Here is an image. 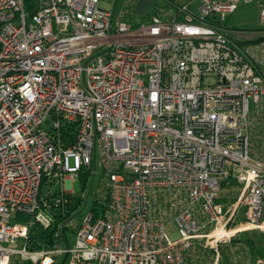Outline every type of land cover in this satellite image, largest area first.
<instances>
[{
    "label": "built area",
    "instance_id": "1",
    "mask_svg": "<svg viewBox=\"0 0 264 264\" xmlns=\"http://www.w3.org/2000/svg\"><path fill=\"white\" fill-rule=\"evenodd\" d=\"M99 1L0 0V264H187L196 248L220 264V245L264 231V0H198L137 25ZM249 5L256 28L225 26ZM97 161L108 209L72 246L30 251L31 222L13 215L47 228L42 182L72 195L65 179Z\"/></svg>",
    "mask_w": 264,
    "mask_h": 264
},
{
    "label": "trees",
    "instance_id": "2",
    "mask_svg": "<svg viewBox=\"0 0 264 264\" xmlns=\"http://www.w3.org/2000/svg\"><path fill=\"white\" fill-rule=\"evenodd\" d=\"M36 0H25V9L28 12L33 10V5ZM133 0L129 3L132 7ZM178 5L174 3L173 0H167V5L165 8L160 10H155L150 15L141 19V22H146L150 20L152 16H161L162 14L168 12L174 6ZM123 18L127 19L129 22L133 23V17L127 13L123 12ZM77 133V127L75 125L66 126L62 129V140L64 145H69L73 141L75 134ZM90 177H93V173L90 169L83 168L78 179L82 183L83 187L86 186ZM231 177L223 184V187L232 188ZM51 182H42L39 192V203L41 210L50 218V225L47 228L42 227L40 223L35 221L32 215L16 213L12 217V222L16 221H26L31 222L28 230V238L26 240V246L30 251L52 249L58 246L60 243L68 244V240L65 234L66 223L68 220L77 212L79 209L81 199L74 197V195L64 194L62 195L58 190H52L50 187L46 194L43 193L42 188L45 185H49ZM239 191L231 192L227 195V198H223L224 202L231 203L237 198ZM60 200V201H58ZM223 203L222 200L219 201ZM109 203V189L106 186L105 180L100 182V189L93 200V204L89 210L93 214L94 218L102 216L108 209ZM248 233L241 232L237 236L230 240L227 244L219 246V262L221 264H253L257 257L261 254L257 251L256 243L252 238L248 237ZM213 257L212 251H199L197 248L193 253H189L186 256L187 264H210ZM226 261V262H225ZM11 264H30L28 262H22L17 259H12ZM58 264H61L59 262Z\"/></svg>",
    "mask_w": 264,
    "mask_h": 264
},
{
    "label": "rangeland",
    "instance_id": "3",
    "mask_svg": "<svg viewBox=\"0 0 264 264\" xmlns=\"http://www.w3.org/2000/svg\"><path fill=\"white\" fill-rule=\"evenodd\" d=\"M132 1L133 0H100L99 7L105 10L114 11L116 17L123 14L124 11H127V13L133 17V21L141 23L139 20L150 15V13H152L155 9H158V7H162L165 4V0H137L133 2L131 7L129 6V3ZM257 18L258 13L256 8L251 5L240 6L232 16L227 18L225 26L227 28L253 29L258 25ZM133 25H137V23ZM101 180V168L99 162L97 161L95 173L93 174V177H90L85 187H83L78 178L72 180L66 178L64 181V189L72 192L74 197L81 199L79 209L66 223L65 234L69 246L73 245L75 234L80 229L84 217L89 213V210L93 204V200L100 189ZM234 183L237 184L235 180ZM49 187L52 190L60 191L61 185L58 182H51L49 185L43 186L42 191L44 194L47 193ZM223 208L225 210L227 205L224 204ZM242 215L243 209H241L237 214V222L242 217ZM165 229L172 241L177 240L180 237L175 225L168 224L166 225ZM19 245H21V241L19 242ZM59 246L64 248L65 244L60 243Z\"/></svg>",
    "mask_w": 264,
    "mask_h": 264
},
{
    "label": "crops",
    "instance_id": "4",
    "mask_svg": "<svg viewBox=\"0 0 264 264\" xmlns=\"http://www.w3.org/2000/svg\"><path fill=\"white\" fill-rule=\"evenodd\" d=\"M173 2L174 3H177V4H188V5H190V6H196L197 5V3H198V0H173ZM165 5H167V0H165V4H164V6H162V7H158V9H155V10H160V9H162V8H165ZM154 10V11H155ZM153 11V12H154ZM151 14V13H150ZM139 21H141V20H139ZM227 181V180H226ZM225 181V182H226ZM224 182V183H225ZM231 186H232V188L230 189V188H226L225 186L223 187V192L221 193V197H220V199H219V201H221L222 200V204L224 205V204H226L228 207L231 205V204H233L234 202H235V200H233L231 203H226V202H224V200H223V198H227V195H228V193H229V190H231V192H237L238 190H236L235 189V186H237V184H235L234 183V180H232L231 181ZM241 219L242 218H240L239 219V221H241ZM238 221V222H239ZM247 233H248V237L249 238H252L254 241H255V243H256V247H257V251H259V253L261 254L259 257H257L256 258V260H259V261H261V264H264V231H260V230H251V231H247ZM237 236V235H236ZM235 236V237H236ZM234 237V238H235ZM233 238V239H234ZM255 260V261H256ZM255 261H254V263L253 264H257V263H255ZM226 262V261H225ZM223 264H226V263H223Z\"/></svg>",
    "mask_w": 264,
    "mask_h": 264
},
{
    "label": "water",
    "instance_id": "5",
    "mask_svg": "<svg viewBox=\"0 0 264 264\" xmlns=\"http://www.w3.org/2000/svg\"><path fill=\"white\" fill-rule=\"evenodd\" d=\"M46 121L49 123V125H43L42 126L43 130H48L51 127V116H47Z\"/></svg>",
    "mask_w": 264,
    "mask_h": 264
}]
</instances>
